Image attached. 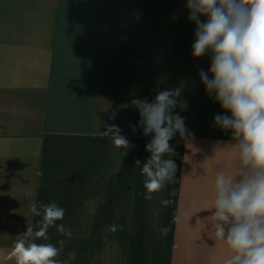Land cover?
Returning <instances> with one entry per match:
<instances>
[{"label":"crops","instance_id":"obj_1","mask_svg":"<svg viewBox=\"0 0 264 264\" xmlns=\"http://www.w3.org/2000/svg\"><path fill=\"white\" fill-rule=\"evenodd\" d=\"M188 16L186 0H0V264H15L16 237L38 230L32 201L66 210L57 223L72 237L51 227L36 242L64 240L57 259L74 251L69 264H225L230 251L211 217L214 178L239 161L232 132L214 124L230 113L190 86L198 78L201 87L211 54L193 57ZM176 88L174 114L190 135L169 142L176 182L148 201L141 167L152 134L143 135L131 101ZM113 124L128 149L101 135ZM112 223L122 227L104 232Z\"/></svg>","mask_w":264,"mask_h":264},{"label":"clouds","instance_id":"obj_2","mask_svg":"<svg viewBox=\"0 0 264 264\" xmlns=\"http://www.w3.org/2000/svg\"><path fill=\"white\" fill-rule=\"evenodd\" d=\"M186 8L188 19L196 26L193 57L211 54L210 69L199 73L201 82L206 93L214 95L215 102L230 113L217 114L214 124L232 132L239 161L234 173H215L211 208L215 236L230 251L225 264H264V0H186ZM180 94L181 89L176 88L158 92L151 102L147 98L131 101L139 110L138 126L143 135L152 134L145 146L151 155L141 167L142 195L148 201L167 184L176 182L177 165L166 158L174 155L169 142L176 133L182 139L190 135L185 119L174 114ZM106 128L100 132L103 137L111 139L117 149L129 148V140L117 125ZM136 165L141 166V162L137 160ZM171 203L170 199L160 201L162 207ZM29 211L41 217L38 230L28 227L18 235L9 259L15 264H69L75 260L74 251L67 253L66 261L57 259L64 251V240L56 244L36 242L48 241L51 227L72 237L71 229L57 223L66 210L55 202L37 205L32 201ZM121 227L112 223L104 232L116 233ZM169 230L158 229L165 236Z\"/></svg>","mask_w":264,"mask_h":264},{"label":"rangeland","instance_id":"obj_3","mask_svg":"<svg viewBox=\"0 0 264 264\" xmlns=\"http://www.w3.org/2000/svg\"><path fill=\"white\" fill-rule=\"evenodd\" d=\"M211 78V77H210ZM147 79H149V78H147ZM168 81H170L171 79H173V80H175V84H177V85H182V83L183 84H186L185 83V81L187 80V78H166ZM189 79V78H188ZM189 83H191L190 84V86H192V88H194L193 89V91L195 92H193L194 93V95H198L199 97H201L202 98V95L204 96V98H205V101L207 100H210V95L209 94H207L206 93V90H205V86H204V84L201 82V79H200V83L202 84L201 85V87H200V85H199V82H198V78H190L189 79ZM199 87V88H198ZM198 88V90H196ZM184 90V89H183ZM196 90V91H195ZM199 90L200 91H202V95L199 93ZM198 91V92H197ZM213 96V95H212ZM204 101V100H203ZM199 102V101H198ZM202 102V100L200 101V103Z\"/></svg>","mask_w":264,"mask_h":264}]
</instances>
